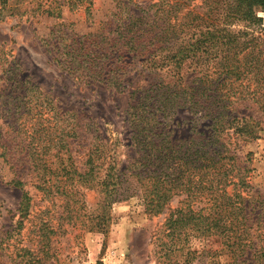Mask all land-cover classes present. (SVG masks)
I'll return each mask as SVG.
<instances>
[{
  "label": "trees",
  "instance_id": "1",
  "mask_svg": "<svg viewBox=\"0 0 264 264\" xmlns=\"http://www.w3.org/2000/svg\"><path fill=\"white\" fill-rule=\"evenodd\" d=\"M114 1L110 23L81 35L62 32L49 52L80 83L126 90L133 154L124 166L112 159L105 165L108 142L95 140L82 171L68 156L66 165L51 171V182L42 163H35L36 186L54 187L67 204L72 198L66 185L89 187L107 208L118 194H133L125 192L129 187L119 191L120 185L135 183L149 217L167 211L151 237L156 264H191L200 253L225 254L223 264H264V194L250 181L252 153L243 146L260 129L261 120L250 111L264 114V26L257 14L264 0H150L137 11L130 9L135 0ZM6 5L0 0V18ZM54 108L52 114L65 121ZM179 111L187 119L172 124ZM37 124V140L46 130L51 141L49 128ZM182 128L187 136L180 135ZM174 197L178 204L171 208ZM29 201L23 191L21 216ZM104 211L97 228L106 233ZM195 239L203 241L201 250ZM204 242L220 248L211 250Z\"/></svg>",
  "mask_w": 264,
  "mask_h": 264
},
{
  "label": "rangeland",
  "instance_id": "2",
  "mask_svg": "<svg viewBox=\"0 0 264 264\" xmlns=\"http://www.w3.org/2000/svg\"><path fill=\"white\" fill-rule=\"evenodd\" d=\"M148 1L135 0L130 9L137 11ZM115 6L114 0H7L2 10L0 153L4 155H0V264H156L151 237L167 211L149 217L139 191L133 190L135 183L120 185L119 191L129 187L125 192L133 194H118L107 208L102 195L89 187L72 183L73 188L68 189L66 185L72 198L67 204L66 196L56 193L54 187L47 190V183L44 189L36 186L39 181L35 163H42V172L51 182L55 177L51 171L58 172L66 165L68 156L82 171L95 140L108 142L105 165L112 159L118 167L124 166L126 155L133 154L126 121V90L115 92L80 83L65 73L53 59L54 53L49 52L55 36L62 32L81 35L96 30L100 23H110ZM47 7L60 15H47ZM257 14L264 26V11L258 10ZM8 65L15 68L6 70ZM185 70L183 66L182 72ZM52 106L65 121L52 114ZM250 112L261 120L260 129L258 138L243 142V146L252 153L250 181L264 194V176L255 175L254 167L264 155V114ZM186 114L179 111L171 123L184 122ZM38 122L40 127L49 128L51 141L45 136L46 130L37 140ZM180 135L187 136L186 129L182 128ZM64 140L69 152L61 145ZM11 179L24 184L17 187ZM23 191L30 196L26 216H21L19 209ZM178 200L174 197L170 207L177 206ZM104 210L106 233L97 228L101 222L97 216ZM195 240L201 250L203 241ZM46 241L48 246L43 247ZM205 244L211 250L220 248L216 242ZM200 254L191 264H223L228 260L225 254Z\"/></svg>",
  "mask_w": 264,
  "mask_h": 264
},
{
  "label": "crops",
  "instance_id": "3",
  "mask_svg": "<svg viewBox=\"0 0 264 264\" xmlns=\"http://www.w3.org/2000/svg\"><path fill=\"white\" fill-rule=\"evenodd\" d=\"M254 167L255 175H257L259 178L264 176V155L261 156L259 161H255Z\"/></svg>",
  "mask_w": 264,
  "mask_h": 264
}]
</instances>
